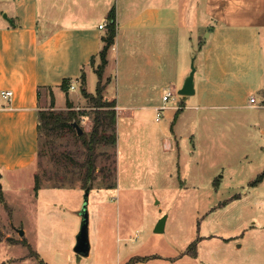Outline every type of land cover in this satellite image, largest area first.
<instances>
[{"label":"crops","instance_id":"crops-1","mask_svg":"<svg viewBox=\"0 0 264 264\" xmlns=\"http://www.w3.org/2000/svg\"><path fill=\"white\" fill-rule=\"evenodd\" d=\"M111 9L117 31L107 53L105 77L109 79L104 95L116 100V127L120 115L127 111L136 115L131 98L147 103L159 86L172 92L180 88L189 73L186 59L192 52L196 53L194 64L198 63L195 93L185 97L189 99L180 103L182 107L173 106L176 112L180 109L176 122L185 118L188 123L190 117L200 131L201 121L215 107L238 108L244 103L252 107L258 106V100L264 107V0H0V90L13 91L10 100L0 99L2 173L21 174L32 168L39 150V111L47 106L49 91L56 99V92L63 91V79L79 81L82 71L89 83L90 73H95L91 58L98 64L107 30L100 24L107 23ZM110 84L115 86L113 96L106 93ZM160 106L154 107L156 113ZM191 170L190 179L207 181L199 162ZM14 180L7 177L9 185H15ZM218 183L213 179L217 188ZM35 190L30 187L27 193L31 226H24L25 233L18 239L26 241L33 253L22 252L11 257V263L2 264H105L101 251L110 247L108 264L138 257L128 251L133 246L120 245L102 234L100 224L105 222L109 203L99 192L93 208L88 204L90 254L74 257L72 239L79 231L81 218L76 211L82 199L68 203L58 199L42 207L37 205L40 191L31 194ZM47 192L45 197L51 196ZM3 198L0 202L15 214V207ZM41 239L49 247L48 255L39 246ZM108 240L110 247L105 246Z\"/></svg>","mask_w":264,"mask_h":264},{"label":"rangeland","instance_id":"rangeland-1","mask_svg":"<svg viewBox=\"0 0 264 264\" xmlns=\"http://www.w3.org/2000/svg\"><path fill=\"white\" fill-rule=\"evenodd\" d=\"M195 54L187 56L185 70L191 69ZM98 61L94 69L100 58ZM108 79L104 71L106 86ZM97 81L96 72H91L89 93H96ZM75 83V89L70 85L67 93L56 92L54 109L66 111L68 96L75 105L79 124L89 133L92 109L82 94V82ZM114 90V84H110L106 93L113 96ZM169 90L159 86L147 103L131 98L129 102L136 115L127 111L118 117L116 146L98 149L101 154L97 177L88 204L93 208L97 192L109 203L105 222L100 224L102 234L116 239L120 245L133 246L128 251L138 256L134 264H264V177L252 183L264 171L262 102L258 100V106L252 107L248 103L238 108L215 107L201 121L199 131L190 117L188 123L185 118L176 122L179 113L173 106L180 107L189 96L178 94L177 86L164 102L162 96ZM163 104L166 108L157 120L154 107ZM186 104L191 105L189 100ZM49 109L51 91L42 110ZM190 110L194 109L186 111ZM78 136L73 131L59 130L48 138L49 143L37 154L32 168L21 174L0 171V195L15 207L14 214V210L0 202V264L11 263V257L31 251L18 240L21 235L16 229L25 231L31 226L27 219V193L30 187H36V176L40 184L30 193L40 191L42 199L37 201L38 206L46 207L58 199L66 203L77 198L84 200L83 173L75 161L85 160L86 149ZM196 162L205 169L207 181L190 179ZM8 176L15 178V185L8 184ZM215 178L218 188L213 185ZM253 187L255 190H251ZM47 190L51 191L49 197H45ZM229 196L233 197L227 199ZM164 216L165 230L155 232L156 224ZM212 231L217 235H208ZM72 240L74 246L76 234ZM193 242L195 248L189 249ZM45 243L41 239L39 246L48 255ZM110 244L111 240L105 242L107 247ZM72 248V255L77 257ZM111 252V247L102 249L100 257L105 264ZM127 262L128 259L123 264Z\"/></svg>","mask_w":264,"mask_h":264},{"label":"trees","instance_id":"trees-1","mask_svg":"<svg viewBox=\"0 0 264 264\" xmlns=\"http://www.w3.org/2000/svg\"><path fill=\"white\" fill-rule=\"evenodd\" d=\"M107 30L105 35L102 36L103 46L98 53L100 58V64L96 66L95 72L98 76L96 93L92 94L87 91L86 84V74L84 71L81 72L79 81L82 82V94L86 100L89 102V107L92 109V128L89 133L84 132L82 135H79L83 142V145L86 149L85 160L82 162L75 161L82 170L83 176V188L85 189L89 182H91V187L93 181L95 180L97 172V160L100 156L98 151L100 146H116L117 144V111L115 109L116 100H108L105 98L104 90L106 84L103 83V75L105 67L107 65V53L109 48L115 43L116 37V19L115 11L111 9L107 16ZM92 66H95V57L91 58L90 61ZM71 79L65 78L61 84V89L67 93L69 86L71 85ZM55 106V96L51 90V109L48 111L40 110L39 111V150L38 154L43 150V147H46L49 143L48 138L52 134L56 133L59 130L73 131L76 133V129L72 125V121L76 120L78 123L80 121L77 111L75 110L74 103L66 97V111L56 110ZM180 109L176 112L178 114ZM71 160V158H69ZM264 177V171L258 175V177L252 181L262 179ZM36 188L40 184L39 177H35ZM0 201H4L3 195H0ZM23 244H26V241H23ZM196 244L193 242L189 249L195 248ZM190 252V251H189ZM138 259V257H131L126 264H134L133 261Z\"/></svg>","mask_w":264,"mask_h":264},{"label":"water","instance_id":"water-1","mask_svg":"<svg viewBox=\"0 0 264 264\" xmlns=\"http://www.w3.org/2000/svg\"><path fill=\"white\" fill-rule=\"evenodd\" d=\"M3 17L7 19L10 23H12V20L8 17L6 13H3ZM195 71H196V67L194 65V58H192L191 69L184 78L182 86L177 91L178 94L188 96V95H193L195 93V80H194ZM72 125L76 129L77 135H82L85 132L84 129L76 120L72 121ZM0 188H2L1 184H0ZM90 191H91V182H89L87 187L85 188L84 200L81 208L76 211V214L79 215L81 218V223H80L79 231L76 235V242L73 247V250L81 256H89L90 248H91L90 238H89V210H88ZM165 221H166V216L162 217L158 221V223L155 226V232L161 233L165 230ZM16 230L21 236H23L25 233L23 229L17 228Z\"/></svg>","mask_w":264,"mask_h":264},{"label":"built area","instance_id":"built-area-1","mask_svg":"<svg viewBox=\"0 0 264 264\" xmlns=\"http://www.w3.org/2000/svg\"><path fill=\"white\" fill-rule=\"evenodd\" d=\"M107 26V23H102L100 24V28H105ZM77 82V81H75ZM72 82L71 83V89H75L76 83ZM174 93L172 91H168L163 95V101L167 102L169 100V98L173 95ZM13 96V91L11 89H5V90H0V99H6V100H10ZM251 102L255 101L254 97H251ZM166 108V105L163 104L160 107H158L157 109V113H156V119L160 120L161 115H162V110H164Z\"/></svg>","mask_w":264,"mask_h":264}]
</instances>
